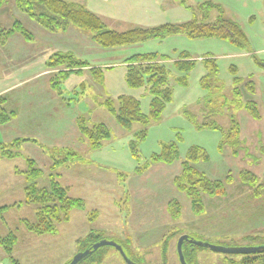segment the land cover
Listing matches in <instances>:
<instances>
[{"label": "rangeland", "instance_id": "obj_1", "mask_svg": "<svg viewBox=\"0 0 264 264\" xmlns=\"http://www.w3.org/2000/svg\"><path fill=\"white\" fill-rule=\"evenodd\" d=\"M65 1L83 5L99 16L109 30L116 31L177 25L194 19L215 22L222 16L239 25L248 44L241 47L225 39L190 38L180 34L164 40L103 48L93 41L92 31L71 26L65 32H50L22 11L17 0L1 2L0 96H7V108L16 116L10 123L0 125V141L4 139L2 135L11 138L20 134L24 139H40L50 133L46 126L37 128L32 124L34 110L31 113L28 109L21 110L20 104L27 108L34 98L46 95L44 102L50 108L57 110L66 106L61 109L64 115L61 128H57L61 133L57 136L54 133L56 139L48 143V148L42 146L46 145L45 141L26 142L20 149L21 156L0 160V209L20 204L0 211V234L6 236L12 232L18 238L13 257L21 264H69L85 251L79 241L87 240L92 233L99 235L100 241L123 245L126 254L139 264H181L177 246L183 235L227 248L264 247V1ZM207 2L219 7L205 8L203 4ZM17 25L33 34L35 41H27L16 31L11 33ZM59 47L90 65L124 63L135 55L168 58L165 64L171 71L173 101L160 120L146 127L136 123L131 130H125L100 103L107 98L116 100L121 95L133 96L140 100L143 113L148 115L151 98L146 89H133L128 85L124 65L103 68V83H98L89 69L73 73L65 81L48 74L32 78L42 66L47 68L39 65L44 59L48 61L57 52L67 53L54 51ZM17 49L25 50L26 59L30 50L38 65L31 63L22 71L19 68L21 54ZM183 55H189L196 62L187 75L186 86L177 81L184 74L174 65ZM208 56L215 59L218 67L220 85L213 93L203 87V78L212 72L211 65L207 66L204 61ZM59 71L61 69L52 70V75ZM20 81L25 82L20 85ZM251 81L255 85L252 92L247 86ZM250 100L258 106L261 116L258 120L241 108ZM208 112L214 114L209 120L225 130L232 126V119L239 122L241 142L234 141L235 145L220 148L229 139L222 142L221 130L201 127ZM74 115L76 121L72 118ZM80 117L88 125L102 123L111 130V139L105 141L101 149H91L80 133ZM144 129L146 136L140 139L139 134ZM230 135L232 139L237 138V129ZM171 143L178 148L177 162L153 164L137 173L165 144ZM193 147L208 158L198 159L193 167L206 173L210 182L221 180L225 185L224 196L202 194L201 214L194 213L187 193L179 191L175 182L183 173L182 162ZM54 159L66 161L54 166ZM28 160H34V167L42 170L34 180H28L23 173L28 169ZM52 174L58 175L57 180L71 197L83 199L86 207L73 210L70 220L60 224L56 233L38 235L24 225L25 221H36L38 210V205L26 203L25 189L32 183L48 188ZM173 200L181 204L178 219L168 211ZM95 212L98 216L92 220L91 213ZM188 257L190 264H237L243 255H226L194 245V253ZM9 263L10 255L0 246V264ZM80 264L127 263L116 248L105 246Z\"/></svg>", "mask_w": 264, "mask_h": 264}, {"label": "trees", "instance_id": "obj_2", "mask_svg": "<svg viewBox=\"0 0 264 264\" xmlns=\"http://www.w3.org/2000/svg\"><path fill=\"white\" fill-rule=\"evenodd\" d=\"M3 1L4 0H0V3ZM17 1L21 10L29 14L46 30L50 32H65L71 26H75L84 31H92L94 32L93 41L103 48H116L139 44L152 39L164 40L169 36L180 34L186 35L190 38L225 39L241 47L248 44L247 38L239 25L230 20L224 19L222 16H219L215 22L194 19L193 21L177 25L166 24L152 28H133L127 31H116L109 30L99 16L79 3L68 2L65 0ZM203 5L208 9L219 7L211 2L204 3ZM15 31L21 34L27 41H35L34 35L21 26H15V30H12L11 33H14ZM7 33L10 34V32ZM209 57L210 56L207 57L208 59L203 60L206 62L207 66L211 65L210 70L212 72L210 74L208 73L203 78V87L213 93L214 88L220 85V82L217 77L218 67L215 59ZM191 58L192 57L189 55H183L180 57L179 61L174 63L175 69L184 74V76L177 80L183 86L188 84L187 75L194 69L196 64L195 60ZM167 60L168 58H159L156 55H135L124 62L128 85L133 89L145 88L151 101L150 114L146 115L142 111L140 100L133 96L121 95L116 100H112L111 98L103 100L100 104L114 116L121 128L131 130L136 123H140L146 127L151 122L160 120L167 105L173 101L174 89L170 85L169 77L171 71L165 64ZM46 67L51 71L61 69V71L53 73L51 76H55L56 79H62L63 81L67 80L71 74H80L87 69L93 73L94 79L98 78V83H103L104 80L102 67L96 68L85 61L78 59V57L71 52H57L53 54L46 62ZM108 68L111 69L114 68V66ZM238 81L239 80L236 78L235 84L239 83ZM247 86L250 88L251 92L255 88L252 81L248 82ZM59 94H62V91ZM6 97L7 96H0V125L10 123L16 116L14 111L8 110V101ZM242 107L252 114L253 117L257 118V120L261 118V116H259L260 114L256 102H251L250 100L245 102L244 106L242 104L241 108ZM208 113L209 115L206 114L203 118L201 127L221 130L224 133L222 142L229 139L225 144H221L220 148L223 149L226 145L233 146L235 145L234 141L237 143L241 142L239 139V122L232 119V126H230L228 130H225L222 127H219L215 121L212 122L209 120L214 114L212 112ZM78 128L84 139L89 142L91 149H101L104 142L112 137L111 130L107 125L102 123L88 125L86 120L81 117L78 119ZM236 129L238 137L232 139L230 134ZM146 133V129L142 130L139 134V138H145ZM26 142L37 143L35 140L24 138H17L8 143H0V160H10L21 156L20 149ZM133 145L132 147L135 151V146ZM198 159L203 161L208 158L203 151H200L197 147H193L189 151L187 159L182 162L183 173L175 180L177 189L187 193V196L190 198L191 206L195 214H201L203 212V203L201 200L202 194L213 193L221 196H224L225 194V190L223 189L225 185H223V181L210 182L206 173L204 174V172L201 171L202 174L197 168L193 167ZM178 160L179 152L176 145L174 143L165 144L162 151L154 154L146 167L138 169L137 173L140 174L141 172H144L153 164L164 163L172 165ZM63 161H66V159ZM63 161L59 159L56 161L54 159V166ZM28 163V169L23 173L27 176L28 180H34L41 175L42 170L34 167V160H28ZM20 173H22V171H20ZM119 176L125 177L122 174H119ZM57 179L58 175L52 174L50 181L51 184L48 188H40L36 183H32L26 187V203L38 205L36 221L34 223L25 221L24 223L28 231L38 235L54 234L57 232L60 224L67 223L70 220L73 210L84 209L86 207V203L83 199L71 197L68 189L63 187ZM19 205L20 204L6 206L1 208L0 211ZM168 211L175 219L181 217V204L179 201H171L169 203ZM91 214L92 220H95L98 216L97 212ZM93 215L95 216L93 217ZM100 239L102 238L99 237V235L95 236L92 233L88 236L87 240H80L79 243L83 250H87L91 249L94 244L100 241ZM17 242L18 238L12 232L6 236L0 234V246L10 255L9 264H20V262L13 257ZM121 246L123 247V245ZM183 252L187 263L190 264L188 256L194 253V245L185 242L183 245ZM128 257L130 258L129 255ZM133 261L139 264L137 261ZM237 264H264V251L253 255H243L242 260Z\"/></svg>", "mask_w": 264, "mask_h": 264}, {"label": "crops", "instance_id": "obj_3", "mask_svg": "<svg viewBox=\"0 0 264 264\" xmlns=\"http://www.w3.org/2000/svg\"><path fill=\"white\" fill-rule=\"evenodd\" d=\"M18 53L21 54V59H19V68L23 71L25 70L26 68H28V65H30L32 63V66L34 65H38V63H35L36 61V57L34 56V54L31 53V51L29 50V54L32 55V57H30V55L28 56V59H26L25 55L26 54L25 50H19L17 49ZM54 51H69V50H63L61 47L59 48H56L54 49ZM17 53H15L16 55ZM46 62H47V59H44V61H42L41 64H39L40 66H42V64L46 67ZM117 65H121V66H125L124 63H112V64H104V65H100V64H92V66H96V67H102V68H108V67H116ZM36 66L33 68L35 69ZM42 74H48L49 76H51V70H49L48 68H43L42 66V70L39 71L34 77L32 78H36L37 76H40ZM31 79V78H30ZM29 80V79H28ZM25 82V81H24ZM22 81H20V85L22 83H24ZM5 94L8 93V91L4 92ZM2 93V94H4ZM46 100V95L43 96V98H34L32 100V102H30V106H28L27 108L24 107V104H20V108L19 109H28L31 113V111L34 110L33 112V115H32V118L34 120H30L32 124H36L38 127L37 128H41L42 126H46V129H49L50 130V133L48 135H42L43 138H40V139H37V137H35L34 139H30V140H36L37 143L35 144H38L39 143V140L40 141H45L46 142V145H42L41 143L39 145H42L43 147L45 146H49L48 143H51L53 142L54 139V135L56 134L57 135H60L61 133V129H57L58 126L60 127L61 125V122H62V119L64 118V115L61 113V109L62 108H66L65 104L62 106H60L59 109L55 110V107L53 108H50L48 106V104L46 102H44ZM76 115H74V117H72L75 121H76V118L75 117ZM67 119V117H65ZM55 122V123H54ZM51 124H54V127H56V129L51 125ZM61 128V127H60ZM55 133V134H54ZM1 135V134H0ZM40 136V135H39ZM2 137L4 139H1L2 141H0V143H8V142H11L12 138L15 140L16 138H23L20 134H17L15 135V137H11V138H8V137H4L2 135ZM29 139V138H28ZM48 148V147H46ZM94 183L95 181L92 180ZM96 184H100L99 182H96ZM19 261V259H17ZM20 262V261H19ZM21 264V263H20Z\"/></svg>", "mask_w": 264, "mask_h": 264}, {"label": "water", "instance_id": "obj_4", "mask_svg": "<svg viewBox=\"0 0 264 264\" xmlns=\"http://www.w3.org/2000/svg\"><path fill=\"white\" fill-rule=\"evenodd\" d=\"M185 242H189L192 245L209 248L214 252L226 254V255H253L261 253L264 251V247H251V248H227L222 246L212 245L209 242L197 241L194 238H191L189 235H183L178 242L177 250L181 264H188L183 252V245ZM105 246H112L122 255L127 264H137L131 258L128 257L124 248L115 241L101 240L98 243L94 244L91 249H87L81 254H78L69 264H80L90 255L98 251L100 248Z\"/></svg>", "mask_w": 264, "mask_h": 264}]
</instances>
